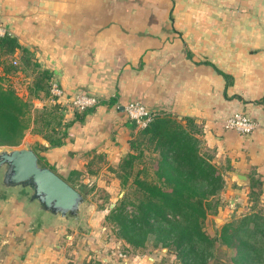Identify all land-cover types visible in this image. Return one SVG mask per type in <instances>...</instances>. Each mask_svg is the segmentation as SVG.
Listing matches in <instances>:
<instances>
[{
	"label": "crops",
	"instance_id": "obj_1",
	"mask_svg": "<svg viewBox=\"0 0 264 264\" xmlns=\"http://www.w3.org/2000/svg\"><path fill=\"white\" fill-rule=\"evenodd\" d=\"M0 28L17 36L64 91L58 100L69 124L64 144L50 147L30 132L24 139L31 148L49 147L38 152L63 179L79 170L86 182L80 187L97 181L110 189L98 176L128 154L139 128L121 108L139 101L154 115L199 126L204 149L223 168L230 208L241 212L256 181L264 208V0H0ZM28 72L32 84L38 73ZM81 93L100 100L85 115L70 104ZM32 102L37 109L50 104ZM235 112L250 116L257 129L250 135L226 129ZM101 156L107 162L91 174L89 163ZM237 174L247 177L244 185ZM34 211L26 192L0 191V264L155 262L121 241L115 247L100 240L90 254L84 247L98 240L93 229L81 237L84 224L37 218Z\"/></svg>",
	"mask_w": 264,
	"mask_h": 264
},
{
	"label": "trees",
	"instance_id": "obj_2",
	"mask_svg": "<svg viewBox=\"0 0 264 264\" xmlns=\"http://www.w3.org/2000/svg\"><path fill=\"white\" fill-rule=\"evenodd\" d=\"M39 67L34 53L17 36H0V148L19 147L28 132L42 135L50 147L64 144L69 124L59 114V103L37 109L31 100L47 99L50 93L51 72ZM28 70L38 73L32 84L28 83ZM19 77L26 80V94H21L14 84ZM202 135L192 119L182 122L154 115L150 125L139 129L129 141L128 154L109 168L121 180L124 194L112 207L110 203L106 219L134 253L144 255L142 249L148 248L150 241V252L166 249V256L151 264H210L219 244L232 250L233 264H264L261 181L251 183L246 210L239 215L235 211L231 220L216 226L214 233L207 228L209 216H220L229 201L224 192L223 168L204 149ZM39 148L46 151L49 147L37 146L33 150L40 164L50 167ZM98 162L105 163L107 159L101 156L91 161L90 173ZM83 174L74 172L76 178ZM66 181L76 188L75 179Z\"/></svg>",
	"mask_w": 264,
	"mask_h": 264
},
{
	"label": "water",
	"instance_id": "obj_3",
	"mask_svg": "<svg viewBox=\"0 0 264 264\" xmlns=\"http://www.w3.org/2000/svg\"><path fill=\"white\" fill-rule=\"evenodd\" d=\"M122 110L125 107L121 108ZM244 185L246 176L237 174ZM83 187H73L50 167L42 166L33 148H0V191H24L34 215L47 220L83 223L88 204ZM216 221H222L217 217Z\"/></svg>",
	"mask_w": 264,
	"mask_h": 264
},
{
	"label": "rangeland",
	"instance_id": "obj_4",
	"mask_svg": "<svg viewBox=\"0 0 264 264\" xmlns=\"http://www.w3.org/2000/svg\"><path fill=\"white\" fill-rule=\"evenodd\" d=\"M13 81H14V84L18 87V90L21 94L28 93V88H22V87H27V85L25 86V84H23L24 82H26V80H23V78L19 77L18 79L13 80ZM32 99H34V98H31V100ZM26 145H28V144L23 142L22 145H20V147H24ZM148 154H149V151H148ZM42 163H44V162H42ZM105 163L98 162L97 164H98V166H101V164L105 165ZM108 168H109V166H108ZM108 171H109V173H107V174L104 173L102 176H98V179L100 180L101 183L107 184L110 189H108V188L102 189V187H98L99 183L97 181H95V183H92L93 185H91V183H89L90 184L89 186L84 187V189H85L84 191L87 193L88 204L85 206V209L83 210V212H84L83 216H84L85 221L83 223H81L82 225L84 224L83 229H81L82 233H79V232L78 233H79V236L82 234L81 237H84L83 235L86 234V231L91 228V229H93V232L95 234H97L96 238H98V240L93 241L94 243L92 245L89 244V245H85V247H84V248H86L85 250H87V252L90 254L91 253L95 254V252L92 251V249L99 244L98 241H100V240L103 243L114 244L115 247L117 245V242H119V241L123 242L121 239H119L117 237L116 227H114V225L111 221H108L106 219V215L109 213L110 203L111 202L113 203L111 205V207H112L114 205V203H116L118 201V198L122 197L124 194L123 188L121 186V180L116 176L115 173L110 171V169ZM73 179H75L74 183L77 184L76 185L77 187H80V185L85 182V178L82 175L77 177V178H76V176H74ZM79 181H81L82 183H80ZM90 208H91V212H90ZM228 208L229 209H226L220 216H218L219 218L222 219V221H215L214 219H212L213 221H211L209 226L207 227L211 233H214L216 226H221L225 222H227L228 220H231L230 217L232 216V214H234L235 210H238L237 209L238 207L236 209L234 207V209H233V208H230L228 206ZM239 208L241 209L240 213H242L244 210H246V204H245V206L243 205V206H240ZM93 213L96 216L92 215ZM100 213H105L106 215L104 217L99 218L97 215ZM240 213H238L236 215H239ZM215 217H217V216H215ZM96 219H97V221H96ZM95 221H96V224L93 225L95 223ZM85 224H87V225H85ZM78 233H77V235H78ZM75 242H77V237H76ZM103 243H101V244H103ZM148 245H149V247L146 249H142V251H144L147 254L151 253V255L153 256V258L155 260L161 261V259L164 258L161 254H159L160 256H157L156 254H154L153 252H150V250H148L150 248V246H152L151 241L148 243ZM120 248H121V246H120ZM120 248H117V249H120ZM161 253L164 254V252H162V251H161ZM101 256H105V255L101 254ZM121 256H124V255H121ZM111 257H113V255ZM170 258H172V257H170ZM231 258H232V250L228 249L223 244H219V247H218V250L216 253V257L210 261V264H233ZM146 261L150 262L147 259H146Z\"/></svg>",
	"mask_w": 264,
	"mask_h": 264
},
{
	"label": "built area",
	"instance_id": "obj_5",
	"mask_svg": "<svg viewBox=\"0 0 264 264\" xmlns=\"http://www.w3.org/2000/svg\"><path fill=\"white\" fill-rule=\"evenodd\" d=\"M7 34L2 28H0V36ZM17 64V61H14ZM64 95L62 87L56 80L50 82V93L47 100L50 104H55ZM71 107L84 111L90 108H94L100 104V100L91 95L77 94L70 102ZM125 112L128 118L136 124L139 129L147 128L154 120V114L148 110V108L139 101H131L125 105ZM224 126L228 130L235 131L240 135H250L257 129V123L250 116L243 112H235L229 116Z\"/></svg>",
	"mask_w": 264,
	"mask_h": 264
}]
</instances>
